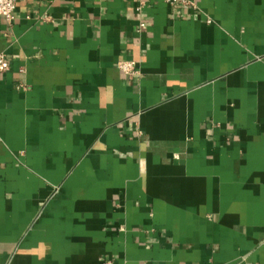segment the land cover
Listing matches in <instances>:
<instances>
[{"label": "crops", "instance_id": "0c3cea01", "mask_svg": "<svg viewBox=\"0 0 264 264\" xmlns=\"http://www.w3.org/2000/svg\"><path fill=\"white\" fill-rule=\"evenodd\" d=\"M0 55V264H264V0H19Z\"/></svg>", "mask_w": 264, "mask_h": 264}, {"label": "built area", "instance_id": "2783aa9c", "mask_svg": "<svg viewBox=\"0 0 264 264\" xmlns=\"http://www.w3.org/2000/svg\"><path fill=\"white\" fill-rule=\"evenodd\" d=\"M19 0H0V17H3L7 22H12L14 19V12ZM166 4L170 8H182L189 11L196 9V0H165ZM142 6H139L136 11L140 12ZM140 27H144L143 24ZM119 71L132 79L139 74V70L135 62H120L118 64ZM9 70V64L4 56L0 55V73L7 72ZM104 264H112V262H106Z\"/></svg>", "mask_w": 264, "mask_h": 264}]
</instances>
